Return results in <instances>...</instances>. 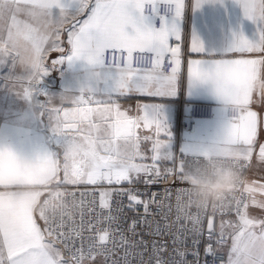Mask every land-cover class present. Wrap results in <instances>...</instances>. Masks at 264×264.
Here are the masks:
<instances>
[{"label":"snow or ice","instance_id":"6c2138e0","mask_svg":"<svg viewBox=\"0 0 264 264\" xmlns=\"http://www.w3.org/2000/svg\"><path fill=\"white\" fill-rule=\"evenodd\" d=\"M31 4L34 9L45 10L51 14V9L55 6L60 13L78 14L87 7L86 0H69L62 3V0H5L0 5V16L15 9L21 10L20 4ZM159 2L173 10L171 16L159 15ZM204 0H195V7H199ZM243 10L244 16L257 25L258 40L250 42L243 35H239L228 53H264V0H236ZM151 6V14H145L146 6ZM183 0H96L91 13L83 23L80 24L78 31L69 32L68 42L71 45V52L66 58L53 61V65L62 63L65 59H84L88 63L104 62V53L108 49L125 51L128 57L125 66L116 67L117 80L116 87L119 94L124 95L128 92H140L148 95H159L169 92L179 73L180 61L177 58L180 52L179 47H171L169 40L181 39L177 29L175 19H178L183 11ZM33 15L35 13H32ZM152 18H158L160 26L157 28L151 23ZM13 27L16 33L9 28V39L11 49L17 48L15 37L23 35L25 40L30 41L31 49L28 50L27 62L30 63L29 88L24 90V98H30L36 85L44 75H47V67L43 65L42 48L45 37L37 33L28 25L22 28L15 20L13 14ZM0 51L4 55L9 52L8 48L0 46ZM172 54L173 67L171 73L165 75L163 72H155L163 61L165 54ZM191 51L200 54L202 48L198 39L193 38ZM152 53L154 74H141L142 70L133 68L132 54ZM17 54L21 53L17 51ZM143 57H140L142 62ZM22 62H24L22 60ZM199 59L188 62L189 75L197 79H208L215 76L217 79L226 81V86H222L216 94L225 104L232 106L234 111L242 114L237 119L229 118L223 134L218 142L212 147L199 153V157L216 156L233 162L236 166H243L241 163L250 160L253 153V145L258 134L257 113L248 109L254 90L264 89L260 85L261 72L264 70V56L258 59H221L214 63L211 70L201 68ZM111 66V65H110ZM112 67V66H111ZM264 95V92H261ZM91 99V96H89ZM84 95L76 98L73 103L77 105L86 104ZM97 101V104H101ZM55 111L59 112V109ZM98 115L102 120L111 119L108 127L111 129L112 140L109 142L100 141L103 153L97 147V139L92 140V150L80 155H68L63 153L64 163L61 166L57 159V154L45 156L35 164L34 169L27 174L26 183L30 185H47L56 180L59 181L58 173L61 167L64 172V184H91L100 182L109 184H120L122 181L131 182L133 173L141 171L147 172V166L130 163L134 154H121L115 147L116 141L123 139L125 143L135 144V129L139 127V121L128 118L125 113L119 111V106L115 103L103 102L102 107H77L71 111H64L63 119L57 116L54 124H51V131L60 138V145L74 141L77 137L85 133H92L98 125L92 123V115ZM145 123V127L155 125L157 135L163 132L166 136L167 129L158 119L155 111L145 107L144 115L140 117ZM87 124V129L82 127ZM165 140L157 139L153 144L152 160H161L160 149ZM2 155V153H0ZM260 161H264V144L260 145ZM181 166V170H182ZM0 187L4 189L15 188L16 191L0 192V264H69L59 250L48 242L45 232L33 218L32 205L36 194L32 192L20 191L15 184L9 182L4 184L0 181ZM246 192L254 191L245 188ZM260 190L264 192V185ZM111 195L109 192L102 193V206L106 205V198ZM128 199L130 207L134 204H144L145 211L148 209V202L141 201L137 196L129 193ZM256 203V201H253ZM239 206L240 201H236ZM264 207V202L258 204ZM247 208V205L244 206ZM41 219H44L41 216ZM108 219H111L110 217ZM196 217H193L194 222ZM45 220V219H44ZM240 224L237 226L239 231L233 237L232 249L228 264H264V220L249 218L246 211L239 210ZM46 221V220H45ZM47 223V221H46ZM209 228L212 222L209 221ZM50 234V233H49ZM109 231L106 229L99 236V243L94 244L87 257L94 258L104 255V244L107 242ZM221 239H223V225L221 226ZM159 251V249H157ZM6 253V255H5ZM181 255H183L181 253ZM86 258L85 253L80 252L77 264H82ZM118 264V262H113ZM157 264H160L157 260Z\"/></svg>","mask_w":264,"mask_h":264},{"label":"crops","instance_id":"0c3cea01","mask_svg":"<svg viewBox=\"0 0 264 264\" xmlns=\"http://www.w3.org/2000/svg\"><path fill=\"white\" fill-rule=\"evenodd\" d=\"M4 2L5 0H0V5ZM68 2L69 0H62V3ZM86 3L87 7L80 13L62 16L59 8L55 6L50 10L51 14H48L45 10L34 9L31 4L26 5L21 2L20 11L15 12L13 8L12 11L1 16L6 22L0 30V46L8 48L9 52L4 55L0 51V143L6 144L34 164L45 156L57 154L62 166L64 152L59 146L60 138L51 131V124L55 123L57 116L63 119L66 110L71 111L77 107H102L103 102L117 104L120 112L125 113L128 118L139 121V127L135 129L134 142L140 147L151 148L152 156L154 142L157 139L165 140L160 149L161 160L150 162L151 164L169 161L177 150L200 153L218 142L228 122L223 117L225 103L210 86L208 79H197L189 75L188 62L199 59L202 69L211 70L217 60L258 59L264 56V53H228L239 35H243L250 42H255L259 38L257 25L244 16L236 0H204L199 7H195V0H183L182 14L173 21L183 39L177 57L180 61V70L171 91L159 95L140 92L119 94L116 87V69L106 68L101 62L90 64L84 59L72 58L53 65V61L66 58L70 54L69 32L78 31L80 24L90 15L96 0H86ZM13 14L21 28L28 25L46 38L42 56L43 65L48 68L47 75H44L40 83L35 86L30 98H24V90L30 86L31 67L26 57L28 50L31 49V43L25 40L23 35L15 37L16 49H11L10 44L7 43L9 28L12 27L13 33H16V28L13 27ZM151 23L154 26L153 19ZM193 38L200 42L202 48L200 54L191 51ZM17 51L21 54L18 55ZM60 66L66 67L67 72L60 73L58 71ZM155 72L161 71L157 68ZM141 74L151 75L154 74V70L142 71ZM260 83L264 84V70L261 72ZM261 92H264V89L254 90L248 105L249 110L257 113L258 134L243 184L244 189L254 190L251 193L247 192L249 199L244 211L249 218L256 220H264V207L258 206L260 202H264V192L260 190L261 185H264V161L258 159L260 145L264 144V95ZM81 95H84V99L88 102L83 105L73 103ZM97 101L102 103L97 104ZM185 101L214 103L215 117L198 120L196 130L192 134L180 130V120L186 114L183 105ZM146 106L154 110L158 119L164 124L168 133L166 136L163 132L158 136L154 124L149 127L144 126L145 122L140 117L144 115ZM56 109H59V112L55 111ZM91 120L93 124L98 125L91 134L97 139V147L101 154H104L100 141L112 140L111 129L108 127L111 119L105 121L93 114ZM82 127L87 129L88 126L85 124ZM115 146L125 149L132 147V143H125L120 139L116 141ZM148 164L146 163L145 166ZM141 172L132 175H139ZM58 176L59 181L54 180L49 185L64 184L61 183L64 177L62 167ZM38 187L43 191L42 186ZM16 190L0 187V192ZM33 218L39 225L38 211H33ZM238 231V227L229 231V243L224 247L225 264H228L233 237Z\"/></svg>","mask_w":264,"mask_h":264},{"label":"built area","instance_id":"2783aa9c","mask_svg":"<svg viewBox=\"0 0 264 264\" xmlns=\"http://www.w3.org/2000/svg\"><path fill=\"white\" fill-rule=\"evenodd\" d=\"M158 6L159 15L173 14V10L164 3L159 2ZM145 14H151L150 5L146 6ZM152 19L158 28L159 19ZM169 44L180 48L183 39L171 38ZM127 57L125 51L108 49L104 53L105 63H101L106 68H123ZM140 57H143L142 62H138ZM153 58L152 53L134 52L132 66L146 72L153 71ZM172 59L169 51L158 69L170 74L174 66ZM58 71L66 73L67 69L60 66ZM183 105L186 114L180 120V130L187 133H194L198 120L215 117V104L212 102L185 101ZM240 115L241 112L234 111L232 106L224 105V119L238 120ZM203 160L199 153L177 150L169 161L148 164L150 170L142 171L131 178V182L48 185L69 193L75 207L70 216H56L47 223L38 211L39 221L49 230L47 237L61 246L63 257L69 264H77L81 251L86 255L82 264H113L114 261L118 264H157V260L160 264H225L224 247L229 243V231L238 226L239 210H245L244 206L248 204L249 197L243 184L249 161H242V167L237 166L240 182L223 204L201 211L189 202V186L181 179V166L184 168ZM205 179L210 181L212 176L207 175ZM42 192L41 203L47 198V191L43 189ZM105 192L111 195L106 198L107 206H102V193ZM129 193L148 202L147 212L143 203L129 206ZM237 200L240 201L239 206ZM193 217L197 218L195 222ZM106 229L109 236L104 244V255L87 257Z\"/></svg>","mask_w":264,"mask_h":264},{"label":"clouds","instance_id":"9594fccd","mask_svg":"<svg viewBox=\"0 0 264 264\" xmlns=\"http://www.w3.org/2000/svg\"><path fill=\"white\" fill-rule=\"evenodd\" d=\"M208 81L215 92L227 84L226 81L217 79L215 76L209 77ZM253 86L264 88V84L256 85L255 82ZM93 138L92 134L85 133L74 141L65 143L62 146L63 152L71 156L91 151ZM0 153H2L0 155V181H3L4 184L11 182L20 191L35 193L36 196L32 205L33 211H39L40 216L46 221L56 216H70L72 214L75 205L70 194L60 191L57 187H48L52 182L42 185L43 189L47 191V198L42 203L39 201V197L42 195V191L38 187L40 185L26 183L27 174L34 169V163L14 152L6 144L0 143ZM207 175L212 176L210 181L205 179ZM181 179L189 186V202L203 211L210 206L215 209L223 204L226 197L239 184L240 173L233 162L210 156L204 158L201 163L184 167Z\"/></svg>","mask_w":264,"mask_h":264},{"label":"rangeland","instance_id":"374dc122","mask_svg":"<svg viewBox=\"0 0 264 264\" xmlns=\"http://www.w3.org/2000/svg\"><path fill=\"white\" fill-rule=\"evenodd\" d=\"M5 22H6V20L2 19V17L0 16V30L2 29V26H3V24ZM0 38H1V36H0ZM115 147L118 149V151L121 154H134V158L130 161V163H132V164L145 166L146 163L151 164L150 162H154L152 160L151 148H147L146 146L140 147L138 145L137 148L127 147L125 149H121V147H118V146H115ZM135 176H138V174L135 175ZM135 176L132 175L131 178H134ZM70 185H72V184H70ZM39 226L41 227L42 230L44 229V227H43V225L41 223L39 224ZM45 237H46V240L48 242L53 244L55 249L59 250V252L61 253V256H62V248H61V246H59L58 244L53 242L51 239H49L47 237V233L46 232H45Z\"/></svg>","mask_w":264,"mask_h":264}]
</instances>
